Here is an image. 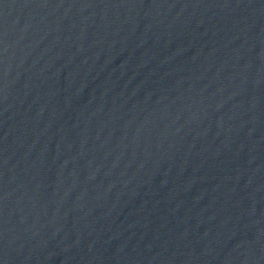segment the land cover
<instances>
[{"label":"water","instance_id":"95a60500","mask_svg":"<svg viewBox=\"0 0 264 264\" xmlns=\"http://www.w3.org/2000/svg\"><path fill=\"white\" fill-rule=\"evenodd\" d=\"M0 264H264V0H0Z\"/></svg>","mask_w":264,"mask_h":264}]
</instances>
